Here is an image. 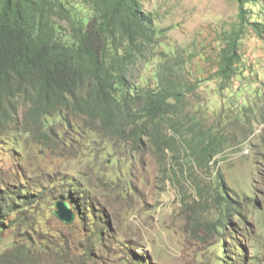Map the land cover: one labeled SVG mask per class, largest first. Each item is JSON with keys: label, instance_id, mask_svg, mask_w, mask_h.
Segmentation results:
<instances>
[{"label": "rangeland", "instance_id": "obj_1", "mask_svg": "<svg viewBox=\"0 0 264 264\" xmlns=\"http://www.w3.org/2000/svg\"><path fill=\"white\" fill-rule=\"evenodd\" d=\"M139 1L158 33L127 78L157 89L170 74L181 100L115 135L73 106L31 126L14 100L0 120V195L15 194L17 211L0 264H264V0H245L227 78L221 51L242 20L238 0ZM209 135L219 152L198 164L193 142ZM62 194L78 204L69 224L54 214Z\"/></svg>", "mask_w": 264, "mask_h": 264}, {"label": "trees", "instance_id": "obj_2", "mask_svg": "<svg viewBox=\"0 0 264 264\" xmlns=\"http://www.w3.org/2000/svg\"><path fill=\"white\" fill-rule=\"evenodd\" d=\"M83 2L89 6L87 14L63 0H0V120L11 116L12 102L22 98L28 105L25 121L31 126L42 125L47 115L73 106L99 119L101 126L115 135L141 120L148 124L166 116L172 111L171 100H181L183 90L170 74L157 89L138 87L127 78L131 65L145 55L148 45L156 43L153 17L143 10L142 3ZM238 2L242 20L226 33L221 51L219 75L225 78L239 60V39L246 28L245 0ZM64 24L68 33L60 32ZM131 133L133 137L139 132ZM193 143L198 164L208 163L219 152V143L211 135ZM72 186L84 193L78 184ZM15 196L8 193L3 203L0 195V236L6 216L17 211ZM61 198L75 211L74 195L71 201L63 194ZM224 215V221H219L227 225L225 220L232 219V214L226 210Z\"/></svg>", "mask_w": 264, "mask_h": 264}, {"label": "water", "instance_id": "obj_3", "mask_svg": "<svg viewBox=\"0 0 264 264\" xmlns=\"http://www.w3.org/2000/svg\"><path fill=\"white\" fill-rule=\"evenodd\" d=\"M57 209L54 214L57 215L65 223H72L75 219V213L72 211L71 205L64 200H59L55 203Z\"/></svg>", "mask_w": 264, "mask_h": 264}, {"label": "bare ground", "instance_id": "obj_4", "mask_svg": "<svg viewBox=\"0 0 264 264\" xmlns=\"http://www.w3.org/2000/svg\"><path fill=\"white\" fill-rule=\"evenodd\" d=\"M149 47H150V46H149ZM140 135H141V134H140ZM221 137H222V136H221ZM223 138H224V137H223ZM133 140H134V139H133ZM137 140H139V139H137ZM136 142H137V141H136ZM136 142H135V143H136ZM127 174H128V173H127ZM107 176H108V175H107ZM121 176H123V175H121ZM124 176H125V175H124Z\"/></svg>", "mask_w": 264, "mask_h": 264}, {"label": "clouds", "instance_id": "obj_5", "mask_svg": "<svg viewBox=\"0 0 264 264\" xmlns=\"http://www.w3.org/2000/svg\"><path fill=\"white\" fill-rule=\"evenodd\" d=\"M65 201V200H64ZM68 202V201H67ZM69 203V202H68ZM70 204V203H69ZM71 205V204H70ZM71 208H72V206H71ZM73 211V210H72ZM74 212V211H73Z\"/></svg>", "mask_w": 264, "mask_h": 264}]
</instances>
